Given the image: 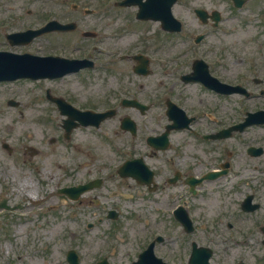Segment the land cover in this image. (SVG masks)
Masks as SVG:
<instances>
[{
	"label": "flooded vegetation",
	"instance_id": "1",
	"mask_svg": "<svg viewBox=\"0 0 264 264\" xmlns=\"http://www.w3.org/2000/svg\"><path fill=\"white\" fill-rule=\"evenodd\" d=\"M118 21L127 25L130 19L123 14ZM155 22L159 32L151 43L150 38L140 40L129 31L118 38L124 65L134 69L142 56L150 60L149 85L133 71L119 83L120 95L138 100L146 109L122 104L114 99L115 92L107 95L114 97V105L103 98L99 107L93 97L83 102L65 89L57 93L82 111H113L101 124L115 123L106 126L105 136H100L107 143L108 165L135 160L131 167L146 164L153 173L152 198H127L137 204L139 218L146 211L142 227L119 235L110 225L92 264L104 260L114 264L117 259L119 264L140 260L144 264H189L193 243L214 250L225 243L221 264H264L263 256L252 260L248 248L255 233V243L264 246V226L252 220L264 215V123H258L264 118V69L256 55L233 52L230 60L222 49L213 56L208 43L202 45V53L186 51L184 55L185 50L175 46L174 34ZM199 59L206 62L209 72ZM142 93L151 95L142 99ZM56 109L61 116L63 109ZM246 120L249 125L240 130L238 125ZM123 122H133L135 131L130 125L122 126ZM212 172L222 175L210 179ZM145 174V170L136 172L139 179ZM211 200L218 210L214 218L208 216ZM180 215L188 221L182 222ZM129 216L123 214L109 222L118 224Z\"/></svg>",
	"mask_w": 264,
	"mask_h": 264
},
{
	"label": "rangeland",
	"instance_id": "2",
	"mask_svg": "<svg viewBox=\"0 0 264 264\" xmlns=\"http://www.w3.org/2000/svg\"><path fill=\"white\" fill-rule=\"evenodd\" d=\"M112 1L0 0V49L9 48L3 47L7 45V41L4 40V32L1 30H19L25 26L38 27L39 24H44L45 20L54 18L61 20L60 16L63 19L79 18L81 32L109 29L108 22H112V27H116L118 23L108 19V12L103 14L100 10L99 15L84 13L76 15L67 11L63 5L64 2H81L96 9L95 4ZM188 1L194 6L206 7L208 11L220 10L226 18L223 28L217 33L209 31L206 46L210 47L213 56L215 54L218 56L222 49L230 56V60H233L231 57L233 52L256 55L264 69V0H247L244 8L241 11L232 10L233 14L229 10V0ZM185 2L186 0H183L180 5ZM114 9L110 12H114ZM10 12H15L19 16H12ZM176 14L183 16L188 29L193 32L191 34L200 29L201 26L197 25L189 9L182 6L177 8ZM76 30L78 31V28ZM133 30L138 32V38H150V43L152 39H156L155 24L148 23L144 28L134 27ZM71 34H45L37 37L29 46H25L24 51L54 53L56 49L64 47L62 51L66 55L81 56L84 52L97 57L100 63L98 69L84 72L80 77H69L64 83H58V86L69 89L83 102L89 97L95 98L97 107L100 106L98 101L103 98L108 99L111 104L113 97H108L107 92L109 93L112 90L111 86H116L120 79L127 80L128 77L125 76L128 74H122L120 69L125 67L115 61L114 72L105 71L101 64L104 63L107 49L120 48L119 40L106 38L104 34L99 35L98 39L78 37L80 32ZM175 42L177 47H182L181 39ZM22 47L16 46L13 50L23 51ZM141 82L149 85L150 77L141 79ZM38 83L33 81L0 83V134H11L6 143L0 139V264H68L66 255L70 249H75L80 254L83 263H91L94 256L98 255V249L104 246L102 232L108 228L109 222L104 219L102 223L96 224L94 230L88 229V224L97 223V217L104 216L112 206H118L125 212H131V216L122 219L113 227H117L116 231H119V234H122V231L134 233L142 227L146 211L143 212V217L139 218L136 212L137 204L124 198H152V194H148V190L137 186L129 179H121L117 175L107 177L110 170L106 172L101 168L107 164L108 153L105 147L107 151L108 147L93 129L78 128L75 135L69 139V143L64 142L60 137H66L54 127L57 125L56 122L46 117L54 113L49 103L42 97L43 85ZM148 94L140 95L142 99H148ZM9 99L19 102L18 106L9 105L7 103ZM106 124L113 126L115 123ZM58 128L60 129L59 125ZM259 132L262 133L261 130ZM4 144L10 146L11 153L4 149ZM27 145L30 147L28 150ZM112 157L111 162H114L115 156ZM101 174L107 178L104 186L85 195L80 202H71L58 194V188L84 182ZM25 179L33 183L38 192L36 196L41 199L34 206L30 205L31 202L25 193L29 188L20 186L26 182ZM15 189L20 190L15 192ZM112 194L114 195L111 196ZM212 197L217 198V195L212 194ZM11 203H14V206L3 208ZM16 203L26 205L25 211L29 212L25 213L32 214L29 218L31 220L34 218L38 223L29 222L21 225L25 221L20 217L23 209L18 210L15 207ZM209 208L211 209L208 216L214 218L218 210L212 200ZM263 212L264 210L261 214ZM257 237L258 234H255L254 243L250 242L248 247L253 252L252 260L264 254V248L255 243ZM119 263L120 259H117L114 264Z\"/></svg>",
	"mask_w": 264,
	"mask_h": 264
},
{
	"label": "bare ground",
	"instance_id": "3",
	"mask_svg": "<svg viewBox=\"0 0 264 264\" xmlns=\"http://www.w3.org/2000/svg\"><path fill=\"white\" fill-rule=\"evenodd\" d=\"M11 138V134L10 133H6V134H0V139L3 141V142H6L8 139ZM33 138V137H32ZM26 182H24L23 184H21L20 186L24 187V188H29V190H27L25 193L27 195V197L29 198L30 200V205H35L37 203L40 202V198H38L36 196V194L38 193L37 192V189L36 187H34L33 183L28 180V179H25ZM20 189H15V192L19 191ZM30 207V206H29ZM20 232V231H19Z\"/></svg>",
	"mask_w": 264,
	"mask_h": 264
},
{
	"label": "water",
	"instance_id": "4",
	"mask_svg": "<svg viewBox=\"0 0 264 264\" xmlns=\"http://www.w3.org/2000/svg\"><path fill=\"white\" fill-rule=\"evenodd\" d=\"M73 264H75L74 262H72Z\"/></svg>",
	"mask_w": 264,
	"mask_h": 264
}]
</instances>
